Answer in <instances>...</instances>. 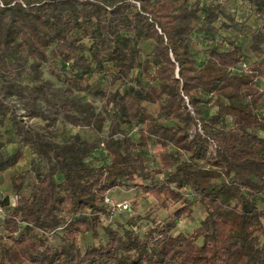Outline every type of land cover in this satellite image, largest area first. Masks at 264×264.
<instances>
[{
  "label": "trees",
  "instance_id": "16d2710c",
  "mask_svg": "<svg viewBox=\"0 0 264 264\" xmlns=\"http://www.w3.org/2000/svg\"><path fill=\"white\" fill-rule=\"evenodd\" d=\"M59 119L99 134L59 139ZM0 125V185L29 158L1 194L0 264H264V0H0ZM130 185L174 209L105 223ZM193 203L200 225L175 231Z\"/></svg>",
  "mask_w": 264,
  "mask_h": 264
},
{
  "label": "rangeland",
  "instance_id": "374dc122",
  "mask_svg": "<svg viewBox=\"0 0 264 264\" xmlns=\"http://www.w3.org/2000/svg\"><path fill=\"white\" fill-rule=\"evenodd\" d=\"M230 3V2H229ZM240 9H243L244 11H246L247 6L244 4H239ZM231 8H234L233 5L231 4H226V9L230 10ZM237 9V8H236ZM239 8L237 10H240ZM242 11V10H240ZM234 13V12H233ZM241 15V14H240ZM251 28L255 29L257 27V23L255 22H251L250 23ZM244 42L246 43V48H248V44H249V38H244ZM151 47V44L149 43V45L146 46L145 44V49L147 52H149V48ZM45 72H46V77L51 78L52 80H54L56 83H60V79L61 77L58 75L56 76L55 74H53L50 71V68L45 65L44 66ZM133 82H136L138 84L141 85H145L146 84V79L143 78L142 76H138V73L135 72L133 75ZM92 85L96 86L99 85L103 82V79H101V76L99 74H94L91 76V80ZM80 96H83L86 100H89L91 102L94 103V105L96 107H98V109L101 110L102 107V102L100 101L99 98L92 96L90 93L86 92V91H82V92H77ZM13 104H15L16 106H14L13 110L16 111L17 117L23 122L25 123L28 127L38 130V131H48V127L46 126V120H44L43 118L40 117H36V118H32L30 116H28V114L26 113L25 109H24V105L23 103H21L20 101H16V102H11ZM214 109V107H212L211 111ZM230 122V121H229ZM55 123H57V137L59 139H67L69 136L75 134V133H80L83 137L92 139L95 136H97L99 133L97 131H95L94 129L88 127V126H74L72 124H69L67 121L65 120H57ZM0 129L2 130V133L6 135V137H8V135L10 134V131L8 130V126L4 125L1 126L0 125ZM4 139V138H3ZM6 139V138H5ZM14 145H8L7 148H12ZM159 147H152L151 150L146 154V158L148 160V163L152 166V167H159V158L157 156V151H158ZM93 159L94 161L101 163V164H105L108 162V158L106 157L105 151L104 150H98L95 152V154L93 155ZM29 158L27 159V161L25 162H21L18 165H16L15 167L7 170L4 175H3V183H1L0 185V193L2 194V196L4 197V195L9 194L10 193V187H11V180L13 178V176L18 175L19 173L24 172L25 170H27L29 167ZM161 176H159L160 178ZM113 197L119 199V200H124L127 199L130 202H132L133 204V210L131 213H126V216H123L125 214H120V216L116 219L117 221H125L127 217H129V215H142L141 217H143L144 215L147 214V212H151V216L158 218L159 220L164 219L165 217H167L170 214V211L174 208H172L170 211L164 210L163 208H161L159 206V203L153 199L152 197L149 196H145L144 194H142L141 189L134 187L133 185L130 186H121L120 188L115 189L113 192ZM10 203L14 206L17 204V197L15 194H11L10 195ZM134 203H136V205L134 206ZM191 207V213H186L183 218L178 222V226L176 228L175 231H182L184 233H190L192 231H194L199 225H200V221L201 219L205 216V212L204 209L198 204V203H193L190 204ZM2 212H0L1 215ZM3 215V214H2ZM0 216V219H2ZM2 233L1 227H0V234ZM58 236H52L50 237L49 241H51V243H56L58 241ZM93 237L91 235V233L87 232L85 234H83L80 238V244L84 246V244L86 242H91L93 241Z\"/></svg>",
  "mask_w": 264,
  "mask_h": 264
},
{
  "label": "built area",
  "instance_id": "2783aa9c",
  "mask_svg": "<svg viewBox=\"0 0 264 264\" xmlns=\"http://www.w3.org/2000/svg\"><path fill=\"white\" fill-rule=\"evenodd\" d=\"M246 67V65H244ZM105 203L108 205L110 210V215L108 217L102 216L101 219L105 223H110L113 221L114 217L122 213H131L133 210V204L127 199L116 200L110 196L105 198ZM0 212H2L1 206V193H0ZM86 214H92L91 212H86Z\"/></svg>",
  "mask_w": 264,
  "mask_h": 264
},
{
  "label": "crops",
  "instance_id": "0c3cea01",
  "mask_svg": "<svg viewBox=\"0 0 264 264\" xmlns=\"http://www.w3.org/2000/svg\"><path fill=\"white\" fill-rule=\"evenodd\" d=\"M236 4H237V3H236ZM238 4H239V2H238ZM237 13H238V14H241V11L237 10Z\"/></svg>",
  "mask_w": 264,
  "mask_h": 264
}]
</instances>
